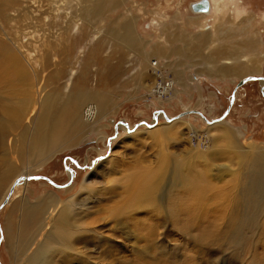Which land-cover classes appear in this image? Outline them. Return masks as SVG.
Listing matches in <instances>:
<instances>
[{
    "label": "rangeland",
    "instance_id": "374dc122",
    "mask_svg": "<svg viewBox=\"0 0 264 264\" xmlns=\"http://www.w3.org/2000/svg\"><path fill=\"white\" fill-rule=\"evenodd\" d=\"M103 1L0 0V44L21 60L52 57L48 70H40L46 88H34L33 102L22 106L23 94L0 83V264H31L43 240L50 250L65 245L82 254H53L49 264H264V206L254 199L260 176L243 163L247 154L264 153V0L247 7L242 0L243 16L216 19L191 9L201 0H122L101 9ZM129 18L144 44L140 52L151 57L147 64L108 35ZM238 63L257 74L245 66L238 77H210ZM248 76L263 79L241 86L227 115ZM80 92L102 95L101 120L75 132L63 121L50 149L39 151L35 142L29 149L42 98L55 95L54 115L64 119V101ZM190 111L208 121L227 116L214 127L199 113L178 118ZM194 147L204 156L197 159ZM254 161L250 169L258 172ZM190 171L180 184L177 176ZM153 172L157 187L141 196L150 204L136 208L135 179ZM15 184L22 188L7 204ZM93 192L103 201L89 200ZM70 200L75 231L64 225L49 236L35 208L58 211ZM195 201L197 218L189 212ZM87 228L99 235L92 239L88 231L87 239Z\"/></svg>",
    "mask_w": 264,
    "mask_h": 264
},
{
    "label": "bare ground",
    "instance_id": "6f19581e",
    "mask_svg": "<svg viewBox=\"0 0 264 264\" xmlns=\"http://www.w3.org/2000/svg\"><path fill=\"white\" fill-rule=\"evenodd\" d=\"M209 2H210V10H209L210 12H209V15L212 13L210 17H213L214 19L218 18L219 16H223L225 14L226 15L227 14L228 15L230 14V15H234V16H236V15L237 16H239V15H242L243 16L244 15L243 10H242V7H241V3H243L242 0H209ZM121 4H122V0H107L105 2L103 1L99 5V8L105 9V8H109V6H113V8H114V7H117V6L121 5ZM96 6H98V5H96ZM242 16H240V17H242ZM134 20L132 21V19L129 18L128 21H126L124 24L121 25L120 30H117L116 29V30H113L111 32L108 31V35L113 36V40H115L116 42H119L122 45H124L126 49H128L131 53H133V55L140 56L141 57V61H143V62H145L147 64L149 62H146V61L147 60L148 61H151L150 60L151 57L146 52H140L141 49L142 50H145V48H142V47H144V44L142 43V40H141L140 36L136 35L138 33H136V31H135L136 28H135V22H134ZM235 21H236V19H235ZM207 28H210V26L209 25H206V29ZM208 30H210V29H208ZM14 45H15V48H17L18 52L22 53V51L20 50V47H19L20 45H18L16 43ZM0 47H1V49H0V56H1V59L3 61L2 62L0 60L2 62V63H0V83H1L2 80H4L7 84L10 85V89H12V90L18 89L17 92H20V93L23 94V96L25 97L24 98L25 100L24 99H20V102L22 103V106H25L28 103V100H30V101L33 102V100H34V93L36 92L34 90V88L37 91H40V93H41V91L44 92V90L46 88V87H44V85L47 84V82L46 83H45V81L43 82V79H42L41 71L40 70H42V68L45 69V70H48V68L51 66L50 65V62H51V59H52L51 54L50 53H47V55L44 57V59L42 61H40L38 59H35V61L33 62L31 59H28V57L22 58V60H23L22 61L20 58H18L16 55H14V52L10 48L8 49V48L4 47L3 43L0 44ZM50 51L51 50L48 49V52H50ZM68 52L69 51H67L66 53H68ZM213 57L216 58V56H213ZM229 59L230 58H228L227 60H229ZM41 62H43V64ZM128 63H130V61H128ZM151 68L154 71H155V69H159L156 66L155 67L154 66H151ZM227 70L228 69H225V67H223V69L221 71L223 73V72H225ZM244 71L247 72L244 69L243 66L238 67V68H236L234 70V72H236V75H243ZM224 75L226 76V73H224L223 76ZM46 76L48 77V75H46ZM143 76H145V75H143ZM98 78H99V76H98ZM48 79H49V77H48ZM68 81H71V79L69 78ZM20 88H27V89L22 91ZM50 94L46 97V99L44 100V102H43V98L41 100L40 106H42V109H43L44 119H43V115H42V118L40 117V121H39L40 124H39V126H36V128H34V131H33L34 134H32V138L34 136L37 137V141H35V140L33 141L32 140L29 143V149L31 148V146L34 147L35 145H38L39 151H45L52 144V138H54V136L57 133H59L58 135L60 136V134H61L60 132L61 131H58V130H59V128H60V130H62L61 129L62 128L61 123L63 121H64L63 122V128L64 127H68L70 129H74L73 130L74 132H75V129H81V130L84 131L89 126H93L94 124L98 123L101 120L102 116H104L105 106L102 105V104H97V102L101 100L102 95H99L98 94L97 97H96V95L95 96H92V95H88L85 92H80V94H82V95H74L72 97H70V95L68 94L69 96L64 101L63 109L64 108H67L69 110V113H68V115H66L64 117V119H63V116H62L63 114L61 116H59L58 118H56L55 115H54V108H56L55 106L58 103V101L56 102L55 95H50ZM5 109H6V107L3 106L2 110L4 111ZM27 112H28V109H26L24 111V113H22V115L21 114L18 115L17 116L18 118L16 117L17 118L16 121L19 122V124H21V122H23L24 119L27 117V115H26ZM34 119H35V116H34ZM42 119H43V121H42ZM31 120H33V119H31ZM32 123H33V121H32ZM217 124H220V122H215L213 124V127H214V125H217ZM158 126H160V128H161L163 125L162 126L161 125H158ZM27 130L28 129H26V131ZM37 131H38V133H37ZM77 132L80 133V131H78V130H77ZM23 133H24V135L25 134L27 135V133L25 131H23L22 134ZM71 133H73V132L69 131V137H70V134ZM62 135H64V133ZM29 136H31V135H29ZM59 136H58V138H59ZM66 136H65V138H66ZM21 138H24V137H22V135H21ZM34 142H35V145H34ZM53 142L56 143V140H54ZM51 146H53V144ZM54 146H56V144ZM67 146H69L68 143H67ZM251 148L253 149V152H254V149H256V151H258L257 150V145L252 144L251 145ZM32 149L35 150V147L32 148ZM49 149H50V147H49ZM63 149H64V147H63ZM196 150L199 151L198 148H195V150L192 153L195 154V157L197 159L199 157H203L204 156L203 154H198V151H197V153H195ZM245 158H247V161L245 160ZM256 158H259L258 163H260L261 165H259L256 169H253V168L252 169L253 170H258V172H260V173H258L257 171L252 172L251 169H250L251 168V165H252L251 161L253 163H256L254 161V159H256ZM32 162H33V160H32ZM245 162L247 164V166H245V170L246 171L249 168V170L251 172L250 174H252L253 177H259L260 176L259 186L258 187H255V188H258L260 190V192H259V194L258 193L255 194L254 199L257 198V201L259 202V204H261V205L264 206V153L261 152V151H258V152H256L255 156H250V155L247 154V155L244 156L243 163H245ZM37 163H39V162H36V164ZM260 169L262 171H259ZM179 170H180V168H179ZM27 173H30V172H26L25 174L27 175ZM178 173H182V172L179 171V172L174 173V174H178ZM254 173H257L258 176L257 175H253ZM190 174H191V171L190 172H185L184 174H181V175H178L177 177L179 178V183L180 184H183L186 181H188L189 178L192 176V175L189 176ZM70 175L73 176V173L70 172ZM154 176H155V172H153V175L148 174V173H142L140 178L135 179L136 181L134 182V186H135L134 189H136L137 193L140 192V194H139L140 197L138 195L136 197V199L135 198L134 199L135 200H138L139 199L138 202H137V204H139L141 202L139 205H137L135 203V205H136L135 207L136 208L143 207L144 204H147V205H148V203L150 204V200H142L141 199V196L144 193H148L149 192L148 189L149 190H152V186L154 187V190L157 187L156 181L153 182V179H152V177H154ZM28 178L29 177L25 176L24 177V181L26 182ZM20 184H18V185L15 184V186L13 187V190L11 191V192H13L12 195L11 194L8 195V197L9 196L10 197L8 199L7 204L9 203L11 197L13 196L14 191H15V188L16 187H18V189H21L22 188V186H20ZM86 188H87V186H86V184H84L82 186V190H84ZM94 193L95 192H93V193H91L89 195V200L91 199V197H93L92 199L95 202L96 201H100V202L103 201V198L104 197H102L101 192H98L97 194H94ZM86 195H87V193H86ZM145 201H147V203ZM47 203H49V202L47 201ZM71 203H72L71 200L70 201H66L65 203H63L61 205V207H59V205H60L59 204L58 207L60 208V210L59 209H56L58 211L50 210L51 208H44L45 206L44 207L38 206V207L35 208V210L40 215H42V218H41L42 220H40L41 221V224H42V228L48 230L49 236L54 237L55 230L61 229L64 225L65 226H70L75 231L74 222L72 221V214H70L71 211H72L71 208H70L71 207ZM38 204H41V203H38ZM196 204L197 203L195 201V203H193L192 206H191L193 209L189 210V212H192L190 214H192V216L195 217V218H197V213H196L197 205ZM52 206H53V204H52ZM46 207H47V205H46ZM56 212H58V214L55 216L54 213H56ZM150 215H153V213L150 214ZM57 227H59V228H57ZM81 228H83V227H81ZM81 228H79V232L80 233H82V229ZM88 231H90V232L93 233L92 239L99 235L98 231L95 228H89V229L87 228V229L83 230V233H84V235L86 236L87 239L89 238L88 235H87V232ZM39 234H41V233L39 232ZM77 234H78V232H77ZM78 236H79V234H78ZM34 240H36V239H34ZM43 242H44V240L42 242H39L38 243V246L35 249V252H34V254H33V256H32V258L30 260V261H32L31 264H49L48 261L50 260L51 255H53V254H54V257H55V255L61 254V253L64 256H70V257H72V256L75 255L77 257H80V256L82 257V254L80 252L76 251L75 249L74 250L73 249L72 250H68L65 245H62V249L61 250H59V249H52V250H50L48 248L47 244H45ZM27 245H30V244L27 243ZM23 246L25 247V245H23Z\"/></svg>",
    "mask_w": 264,
    "mask_h": 264
},
{
    "label": "water",
    "instance_id": "95a60500",
    "mask_svg": "<svg viewBox=\"0 0 264 264\" xmlns=\"http://www.w3.org/2000/svg\"><path fill=\"white\" fill-rule=\"evenodd\" d=\"M191 9L194 11V12H201V13H207V12H209V10H210V2H209V0H201V1H199V2H197V3H194L192 6H191ZM255 79H258V78H256V77H249V78H245V79H243L242 81H240V83L237 85V87H236V90H235V92L233 93V95H232V98H231V104H230V107H229V109H228V111H227V115H228V113L230 112V110H231V108H232V106H233V104H234V100H235V95H236V91L241 87V86H243L245 83H247V82H249V81H252V80H255ZM261 79V78H260ZM263 79V78H262ZM263 92H264V90H263ZM199 113V112H196V111H190V112H187V113H183L182 115H180L178 118H180V117H182V116H186L187 114H190V113ZM199 115H201L202 116V114L201 113H199ZM227 115H225L223 118H221V119H216V120H213V121H208L204 116H202L203 117V119L208 123V124H213V123H215V122H221V121H223L224 120V118L227 116ZM166 119H167V117H166ZM29 179H31V177H29L28 178V180ZM5 204V203H4ZM3 204V205H4Z\"/></svg>",
    "mask_w": 264,
    "mask_h": 264
},
{
    "label": "crops",
    "instance_id": "0c3cea01",
    "mask_svg": "<svg viewBox=\"0 0 264 264\" xmlns=\"http://www.w3.org/2000/svg\"><path fill=\"white\" fill-rule=\"evenodd\" d=\"M133 21V20H132ZM77 27L78 26H74V29H77ZM66 30L67 31H69L70 32V30L71 29H68V27H66ZM135 31H136V29H135ZM136 33H138L137 31H136ZM202 42H207V40H203ZM150 56V55H149ZM212 56H216V60H218V61H220L219 60V56H220V54L219 53H216V54H214V55H212ZM210 57V58H213V57ZM253 61H256L257 62V60H256V58H254L253 57V59H252ZM147 62V61H146ZM150 65H151V63H150ZM240 65V66H239ZM244 65V69H245V66L246 67H249V69L251 70V72L250 71H248L247 73H250V74H257V73H254V69L253 68H251L249 65H246V63L245 64H240V63H238L237 65H235V67H241V66H243ZM151 66H153V65H151ZM214 67H218V66H214ZM223 67H225V69H228L227 71H225V72H223L222 73V69H223ZM223 67H221V68H218V70L215 72H210V73H212L213 75H210V77H223L222 75L224 74V73H226V76H224V77H238L237 75H236V72H234V70L236 69L235 67H233L234 69L232 70L231 68H227L226 66H223ZM220 70V71H219ZM231 70V71H230ZM156 71V70H155ZM245 72V71H244ZM100 77V76H99ZM249 77H252V76H248V77H246V78H249ZM254 77H256V76H254ZM145 78H147V76H145ZM256 78H258V77H256ZM255 80H262V78L260 79V78H258V79H255Z\"/></svg>",
    "mask_w": 264,
    "mask_h": 264
},
{
    "label": "flooded vegetation",
    "instance_id": "af4514ba",
    "mask_svg": "<svg viewBox=\"0 0 264 264\" xmlns=\"http://www.w3.org/2000/svg\"><path fill=\"white\" fill-rule=\"evenodd\" d=\"M251 1H252V0H244V4H245V6L247 7L248 4H249Z\"/></svg>",
    "mask_w": 264,
    "mask_h": 264
}]
</instances>
